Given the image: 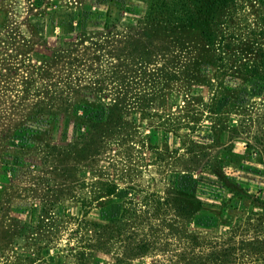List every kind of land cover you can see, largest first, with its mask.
<instances>
[{"label": "rangeland", "instance_id": "rangeland-1", "mask_svg": "<svg viewBox=\"0 0 264 264\" xmlns=\"http://www.w3.org/2000/svg\"><path fill=\"white\" fill-rule=\"evenodd\" d=\"M143 6L0 0V264H206L223 233L258 240L264 0H232L223 50Z\"/></svg>", "mask_w": 264, "mask_h": 264}, {"label": "trees", "instance_id": "trees-1", "mask_svg": "<svg viewBox=\"0 0 264 264\" xmlns=\"http://www.w3.org/2000/svg\"><path fill=\"white\" fill-rule=\"evenodd\" d=\"M138 2V3H137ZM232 0H96V8L106 7L112 11L117 7L135 6L139 8L143 4L142 19L140 24H145L155 29L162 23H167L171 30L180 32L187 27L201 25L203 27L202 37L207 45L216 44L225 48V37H221L219 31L223 23L221 15L231 5ZM173 31V32H174ZM221 37V38H220ZM210 50L208 53L210 54ZM255 74V72L253 73ZM258 240L248 242L249 246L234 251L232 242L223 233L219 240L214 241L206 247V264H239L237 255L240 251L248 250L250 260L240 264H264V197L258 196ZM227 223L226 219L223 221ZM246 251V250H245ZM202 258V257H201Z\"/></svg>", "mask_w": 264, "mask_h": 264}]
</instances>
